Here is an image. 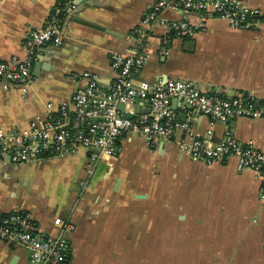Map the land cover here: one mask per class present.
Listing matches in <instances>:
<instances>
[{
  "label": "crops",
  "instance_id": "0c3cea01",
  "mask_svg": "<svg viewBox=\"0 0 264 264\" xmlns=\"http://www.w3.org/2000/svg\"><path fill=\"white\" fill-rule=\"evenodd\" d=\"M157 1L70 0L65 7L63 0H0V60L33 58L25 81L0 79V128L18 132L57 112L88 84L85 71L106 90L117 78L111 63L117 52L145 57L136 79L183 78L209 95L244 93L264 107V0H238L262 11L256 26L232 27L214 12L200 21L193 13V35H179L172 25L182 18V0H166L144 24ZM57 11L62 43L28 45L27 31L46 26ZM38 60L50 67L34 74ZM135 105L134 118L150 107L149 96L126 110ZM169 106L200 138L211 129L215 143L252 140L264 152V117L214 121L177 97ZM184 136L178 129L170 140L150 143L125 131L116 152L91 170L85 148L20 163L0 157V214L22 211L39 237L63 236L60 264H264L261 177L238 170L234 157L207 163L183 154ZM56 218L75 229L61 232ZM30 263L26 246L0 237V264Z\"/></svg>",
  "mask_w": 264,
  "mask_h": 264
},
{
  "label": "built area",
  "instance_id": "2783aa9c",
  "mask_svg": "<svg viewBox=\"0 0 264 264\" xmlns=\"http://www.w3.org/2000/svg\"><path fill=\"white\" fill-rule=\"evenodd\" d=\"M70 0H63L65 7ZM62 4V3H61ZM168 1L158 0L153 10L144 19V24L157 17L158 11ZM182 18L172 25L179 35H193L190 16L198 13L200 21L214 12L232 27L256 26L262 11L238 0H182ZM28 45L37 46L45 42L60 45L63 35L58 11L49 23L26 33ZM145 61L136 54L113 53L111 63L118 70L116 80L101 90L97 75L85 71L88 84L75 91L63 101L57 112L46 118H35L18 132L0 128V157L14 163L27 162L45 156L65 157L75 155L81 148L88 150V166L91 170L96 162L116 152L119 137L128 130L140 133L148 142L170 140L179 129L185 134L178 141L181 152L193 158H204L207 163L236 159L238 170L251 169L262 179L261 196L264 198V152L252 140L240 143L234 137L226 141L213 142L212 130L200 138L193 134L187 119H176L169 106L171 98L184 99L190 107L209 115L214 121H227L231 117H264V107L253 96L240 93L234 97L209 95L183 78H171L163 82L150 83L135 78V72ZM33 58L13 57L0 60V79L7 82H23L30 75ZM26 85L22 88L25 91ZM5 87H8L6 85ZM149 96L150 111L136 118L123 117L119 103L131 104L138 97ZM53 109L51 103L47 104ZM55 222L61 232L72 231L75 226L60 218ZM12 226H11V224ZM30 217L26 213L14 212L0 219V237L20 242L30 251V264H60L65 256L66 244L63 236L41 238L30 228Z\"/></svg>",
  "mask_w": 264,
  "mask_h": 264
},
{
  "label": "water",
  "instance_id": "95a60500",
  "mask_svg": "<svg viewBox=\"0 0 264 264\" xmlns=\"http://www.w3.org/2000/svg\"><path fill=\"white\" fill-rule=\"evenodd\" d=\"M77 20L81 23L94 26L93 23H90L89 21H85L83 19H77ZM49 67H50V63L42 61V60H38L35 63L34 74H38L41 68L48 69ZM118 109L122 111L123 117H126V118H133L139 112L138 107L136 105L134 106L133 111H127L124 103H119ZM149 111H150V107L147 109L146 112H149Z\"/></svg>",
  "mask_w": 264,
  "mask_h": 264
},
{
  "label": "trees",
  "instance_id": "16d2710c",
  "mask_svg": "<svg viewBox=\"0 0 264 264\" xmlns=\"http://www.w3.org/2000/svg\"><path fill=\"white\" fill-rule=\"evenodd\" d=\"M19 213H24V212L19 211ZM6 216H7V214H0V219L4 218V217H6ZM10 224H11V223H10ZM11 226H12V224H11Z\"/></svg>",
  "mask_w": 264,
  "mask_h": 264
}]
</instances>
